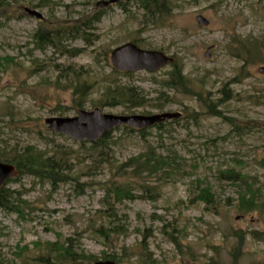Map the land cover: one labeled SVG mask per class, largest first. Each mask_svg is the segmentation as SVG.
<instances>
[{
	"label": "rangeland",
	"instance_id": "rangeland-1",
	"mask_svg": "<svg viewBox=\"0 0 264 264\" xmlns=\"http://www.w3.org/2000/svg\"><path fill=\"white\" fill-rule=\"evenodd\" d=\"M9 1L16 10L9 5L0 14V152L6 151L8 159L28 146L64 153L68 173L79 183L53 191L49 183L25 176L8 184L22 196L14 203L17 213L0 209V264H71L61 263L56 253L68 239L76 255H84L80 264L105 257H116L117 264H264V214L240 211V188L218 178L220 170L235 168L264 182L258 166L264 159V0H172L170 15L157 22L145 17L134 0L105 8L99 21L104 0ZM25 7L44 19L30 18ZM199 15L210 25L200 26ZM40 29L72 30L75 39L63 38L67 52L40 48L35 40ZM235 37L256 41L261 58L248 64L235 58ZM127 43L173 57L185 75L204 82L212 99L231 97L219 109L236 128L208 116L195 97L164 88L172 65L156 73L116 72L110 55ZM80 84L88 87L86 111L182 113L177 123L149 129L147 139L124 127L111 135L118 164L150 149L165 157L176 153L180 167H173L174 174L160 181L133 178L131 170L118 174L117 166L102 163L90 144L52 133L46 119L82 110L75 104ZM116 88L136 90L145 104L111 106L105 97ZM106 182L131 186L134 198L112 205L99 186ZM142 186L157 188L160 196H145ZM207 187L218 204L199 199ZM118 226L122 232L114 234ZM100 228L109 232L107 239Z\"/></svg>",
	"mask_w": 264,
	"mask_h": 264
},
{
	"label": "trees",
	"instance_id": "trees-1",
	"mask_svg": "<svg viewBox=\"0 0 264 264\" xmlns=\"http://www.w3.org/2000/svg\"><path fill=\"white\" fill-rule=\"evenodd\" d=\"M128 1H121L118 6H124ZM138 3L142 10L145 11V17H148L152 22H157L159 20L165 19L172 10V0H134ZM11 5L9 0H0V14L5 13L6 9ZM102 6V5H99ZM16 10V7L11 5L10 11ZM105 7H101L100 12L97 15V21L103 16ZM43 30V29H42ZM41 29L35 36L36 42L40 48L45 46L51 47H63L65 52L67 50L63 46V41L66 38L75 39V34L72 30H67L68 32H62L61 29H56L53 31H48L44 33ZM77 31L76 33H78ZM63 36H61V35ZM77 35V38L81 35ZM64 38V40H63ZM240 45V48L236 49V44ZM73 54L74 52H68ZM261 48L258 46L256 41L249 39H240L239 37L234 38V50L233 55L235 58L242 60L245 64L255 62L261 58ZM7 60V59H6ZM5 60V61H6ZM2 59L0 58V63ZM185 68L177 61L172 64V71L168 75V79L164 82V88L175 91L176 94H181L183 96H193L202 106L206 109L207 115L210 117H217L223 119L224 122L230 124L233 128H236L235 120L231 117L226 116L225 112L221 108L224 103H228L231 97L225 99L214 100L211 98V94L205 90L204 82L197 83L191 79L188 75H185ZM125 76H131L129 73H124ZM87 86L79 85L77 92L81 98H78L75 102L78 109L84 107V94H86ZM83 96V97H82ZM111 106L117 104L118 102L128 103L133 107H139L145 104V98L142 97L136 90H125L116 88L113 90L111 95L109 94L105 97ZM113 101V102H112ZM150 115V114H148ZM191 115H188L190 117ZM197 118L199 115H192ZM187 117V118H188ZM178 120L168 122L167 124L156 125V129H164L168 124L177 123ZM125 129L130 132H138L142 135L144 139L148 137V130L153 129H143L135 130L124 126ZM112 132L106 133L99 141L95 143L84 142L82 145L90 144V149L96 154L98 159L103 161L102 163L110 164L111 166H117L116 169L118 174H126L128 170H131L133 178H153L160 181L164 177H170L169 173L174 174L175 170L173 167L179 165V157L176 153H172L170 156L165 157L158 155L155 150L150 149L146 153L139 155L138 157L128 160L125 164H118L112 151ZM63 155L57 152L48 153L46 151H40L31 146L26 147L23 150L16 152L15 157H10L8 159L6 151L0 152V161L13 164L17 167L19 171V178L22 177H32L35 180L41 182L42 184L49 183L52 186V190L56 191L60 184L76 182L75 177L69 175L68 173V163ZM93 155V156H94ZM259 168L264 170V159H261L258 163ZM218 178L223 181H230L232 184L238 186L240 191L238 193L239 209L243 213L260 212L264 214V182H259L257 177H252L247 174H243L241 170L235 168L220 170L218 173ZM13 180L9 181L5 188L0 192V209L6 210L8 212H18L19 207L15 206L16 201H21L22 193L8 189V184L12 183ZM145 184L144 181H138ZM135 184L133 180L129 185ZM99 186L104 188L106 196L110 199V203L113 205L115 202H122L125 199L132 200L134 198L132 193V187L126 186L118 183L106 182ZM142 193L149 197H159L160 193L155 187H140ZM77 191V190H75ZM199 199L202 200L206 205L218 204L216 197L212 194L210 188L201 190L199 194ZM103 228H100V235L104 236L106 239L109 237V232L103 233ZM121 226L116 227L113 231L114 234H121ZM69 248H65V246ZM61 249L57 250L58 258L60 262L80 264L84 260V255L77 256L75 251H73L74 244L72 239L66 240L61 243ZM60 251H62L60 253ZM112 259L117 261L116 257H105V260ZM96 262V260H90L89 263Z\"/></svg>",
	"mask_w": 264,
	"mask_h": 264
},
{
	"label": "water",
	"instance_id": "water-1",
	"mask_svg": "<svg viewBox=\"0 0 264 264\" xmlns=\"http://www.w3.org/2000/svg\"><path fill=\"white\" fill-rule=\"evenodd\" d=\"M123 0H107L103 2L105 7L117 4ZM26 14L36 20H43V15L37 10L24 8ZM200 26L207 27L210 22L202 15L196 17ZM210 48L206 51V57L210 56ZM174 62V58L165 55L159 51H148L139 48L134 43H127L116 48L111 53V64L119 72L137 73L142 71L157 72ZM264 72V68L260 69ZM180 112H165L151 116L129 115L118 116L103 113L100 109L92 111L80 110L73 117H51L45 120L48 129L59 135H63L78 142L95 143L99 141L104 134L113 131L122 126H128L132 129L142 130L155 125L163 124L172 120L180 119ZM19 177L17 167L0 161V191L6 183ZM93 264H116V262L99 261ZM223 264V263H221Z\"/></svg>",
	"mask_w": 264,
	"mask_h": 264
}]
</instances>
